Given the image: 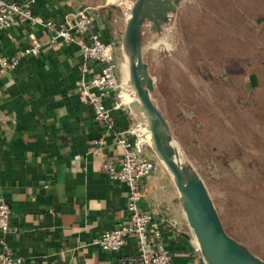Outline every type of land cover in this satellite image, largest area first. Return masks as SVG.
<instances>
[{"label":"crops","instance_id":"obj_1","mask_svg":"<svg viewBox=\"0 0 264 264\" xmlns=\"http://www.w3.org/2000/svg\"><path fill=\"white\" fill-rule=\"evenodd\" d=\"M13 1L56 23L72 24L85 9L93 15L95 30L117 51V5H107L106 0ZM122 1L129 15L134 3ZM50 37L46 27L27 18L0 28V57L18 55L35 39L42 46L38 56H24L18 66L0 74V195L11 208V227L0 231V251L9 249L19 264H121L138 253L135 237L118 251L94 240L127 217L129 186L109 177L104 161L111 157L119 166L123 148L116 133L137 119L116 106V91L103 97L111 122L97 119L93 104L77 93L84 62L79 43H52ZM89 38L87 32L84 39ZM97 68L90 61L87 77ZM117 74L121 79L118 69ZM121 95L129 104L126 88ZM147 154L155 168L140 179V208L153 212L150 231L159 233L152 234L148 249L164 246L170 264H202L199 242L171 174L150 151Z\"/></svg>","mask_w":264,"mask_h":264},{"label":"rangeland","instance_id":"obj_2","mask_svg":"<svg viewBox=\"0 0 264 264\" xmlns=\"http://www.w3.org/2000/svg\"><path fill=\"white\" fill-rule=\"evenodd\" d=\"M118 8V70L131 105L138 94L130 69L129 84L122 72L129 15ZM142 56L167 135L205 181L228 233L264 259V0H186L170 31L143 38ZM136 125L152 144L144 114Z\"/></svg>","mask_w":264,"mask_h":264},{"label":"built area","instance_id":"obj_3","mask_svg":"<svg viewBox=\"0 0 264 264\" xmlns=\"http://www.w3.org/2000/svg\"><path fill=\"white\" fill-rule=\"evenodd\" d=\"M132 1L136 2V0ZM106 4L118 6L124 3L122 0H106ZM20 18L30 19L34 24L46 27L51 33L50 42L52 43L60 40L79 43L84 62L80 66L83 76L76 84L77 93L93 104L97 119L106 123L111 122L103 97L112 91L117 92L116 106L132 112L130 106L122 100V83L117 74L119 63L116 46L113 42L103 39L95 30L93 15L84 9L76 14L72 24L68 20L56 23L40 15L32 14L19 2L0 0V28L12 27ZM87 32H90L88 41L84 39ZM41 47L40 41L35 39L18 55L1 56L0 74L18 66L24 56H38ZM90 61L96 62L98 68L87 77ZM3 119L4 116L0 111V120ZM116 136L117 143L123 148L122 160L117 166L114 158H107L104 161V170L109 177L123 181L129 186L127 217L116 227L104 230L95 238L94 243L104 249L118 251L126 244L128 238L133 236L137 239L139 251L135 256L122 259L121 264H170V255L164 246L159 245L155 251L148 249L152 234L159 233L150 231L153 212L140 208V201L144 195L140 179L149 175L155 168L154 158L147 154L151 151L148 148H152V145L142 139L136 124L127 130L117 132ZM10 227L11 208L4 196L0 195V231H8ZM19 263V258H16L9 249L0 251V264Z\"/></svg>","mask_w":264,"mask_h":264},{"label":"water","instance_id":"obj_4","mask_svg":"<svg viewBox=\"0 0 264 264\" xmlns=\"http://www.w3.org/2000/svg\"><path fill=\"white\" fill-rule=\"evenodd\" d=\"M186 0H136L134 14L127 22L131 45L130 64L138 98L130 105L138 121L149 116L152 148L171 174L181 195L187 220L196 236L202 264H264V259L248 250L228 233L205 181L188 162L189 174L175 159L177 139L167 135V120L156 103L150 71L143 60L142 42L148 34L170 31ZM175 138V139H174ZM179 143V142H178Z\"/></svg>","mask_w":264,"mask_h":264},{"label":"bare ground","instance_id":"obj_5","mask_svg":"<svg viewBox=\"0 0 264 264\" xmlns=\"http://www.w3.org/2000/svg\"><path fill=\"white\" fill-rule=\"evenodd\" d=\"M134 6H135V2H134V4H133V6H132V8H131V11H130V13H129V16H128V18H131L132 16H133V14H134ZM127 45H129V44H127ZM131 46V45H130ZM127 48V47H126ZM128 49V48H127ZM124 63H126V62H124ZM129 69H130V81H131V83H132V85H133V87L135 88V84H134V78H133V72H132V69H131V64H130V58H129V64H127L126 63V65H124L123 66V69H122V72H123V79H125L126 80V83L127 84H129L128 83V77H129ZM121 83H122V81H121ZM129 88V87H128ZM136 89V88H135ZM122 90H123V85H122ZM122 100H123V98H122ZM124 102H125V100H123ZM144 119H145V121H146V123L148 124V122H149V116L148 115H145L144 114ZM145 129H146V132H147V134L149 135V140H150V142L152 143V139H151V136H152V134H151V129L149 128V127H144ZM165 129H166V131L167 132H169V133H171L170 132V130H169V127H168V124H166V126H165ZM141 134H142V131H141ZM143 135V134H142ZM142 137V136H141ZM143 137H144V135H143ZM142 137V138H143ZM145 138V137H144ZM178 142V141H177ZM177 147V146H176ZM177 151H178V153H177V155L175 156V159H176V161L178 162V163H180L182 166H184L185 167V170H186V172L189 174V172H190V170L188 169V162L186 161V162H184V160H183V153L178 149V147H177Z\"/></svg>","mask_w":264,"mask_h":264}]
</instances>
